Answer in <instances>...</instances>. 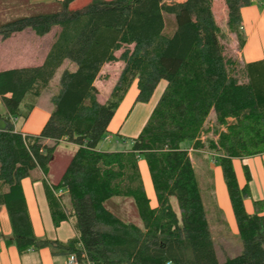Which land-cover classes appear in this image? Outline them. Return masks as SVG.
<instances>
[{"label":"trees","instance_id":"1","mask_svg":"<svg viewBox=\"0 0 264 264\" xmlns=\"http://www.w3.org/2000/svg\"><path fill=\"white\" fill-rule=\"evenodd\" d=\"M60 1L59 11L0 25L2 40L25 29L45 36L58 27L41 65L0 71L6 110L0 115V208L11 230V240L2 232L0 240L20 254L48 247L80 264H264V202L253 201V213L245 211L250 190L239 187L232 163L264 154V59L226 55L227 33L215 20L212 0H92L74 10V0ZM253 1L223 0L226 31L235 35L240 56L246 42L241 9ZM166 17L172 18L170 29ZM65 61L75 69L63 70L40 133H22L12 118H28ZM117 61L123 67L99 102L95 81L105 64ZM161 82L164 88L130 147L98 148L131 85L137 88L133 103H146ZM62 141L76 149L57 174L52 165ZM189 148L211 152L222 172L241 241V252L223 262ZM37 171L44 175L53 225L69 220L76 232L66 242L34 233L21 182ZM61 191L67 205L57 196ZM113 197L132 199L140 223L108 209Z\"/></svg>","mask_w":264,"mask_h":264},{"label":"rangeland","instance_id":"2","mask_svg":"<svg viewBox=\"0 0 264 264\" xmlns=\"http://www.w3.org/2000/svg\"><path fill=\"white\" fill-rule=\"evenodd\" d=\"M90 1L92 0H74L70 3L69 9H78L83 5L89 3ZM262 2V6L264 7V0ZM60 9V0H0V25L20 17L36 14L54 13L56 11H59ZM212 10L216 22L227 33L226 39L223 40L226 55L236 58L238 61H240V59H243L245 62L250 60L251 57H253L251 46L255 45L254 41L257 36L254 35V40H251L248 45L244 47V50L242 49L243 53L241 57L235 35L230 34L226 31V10L223 8L221 0H212ZM166 18L167 28L170 29L172 27V18ZM57 30L58 27L52 28V30L46 37L37 36L35 33H33L32 30H30V32L34 34L35 40L41 42V44L43 45L54 38ZM260 44V47H262V49L264 50V40H262V43ZM119 53L120 52H117V55H119ZM122 67L123 63L121 61L105 64L102 67L99 77L95 81V85L98 89L99 102H104L107 98L111 88L115 84V81ZM64 69L74 70L75 65L70 61H65L57 69L54 77L49 84V88L44 91L41 96L38 104V106L40 105L41 108H51L52 105L49 102V98L51 93L55 91ZM164 85V82L158 84L148 102H137L134 104L133 102L137 94V88L135 84H132L125 94L124 98L121 100L119 107L116 109L109 123V135L99 142L98 148L102 150H117L130 147L131 137L137 136L140 132L144 122L146 121L154 105L156 104L164 88ZM15 119L16 126L18 128H20L27 120H23L20 118ZM47 144L51 145L52 143L48 142ZM68 144L69 143L62 141L61 144H59V146L57 147L56 159L52 165V171L54 170V172L57 174H59L60 170L64 167L66 161L68 160V156H70L69 154H72V152L75 151V149L73 147H70L71 145ZM206 153L208 152H196L189 148V154L197 175L205 213L210 225L212 237L214 239L217 257L218 259L223 260L227 256L234 257L238 255L239 248H241V241L237 235L231 233L227 226L228 223L226 218L222 215L221 211H219L217 207L213 178L209 170V163H212L215 159H213V156L211 154ZM139 163L146 194L148 197H150L151 204H156L154 190L145 161L141 159ZM62 193L60 198L63 203L67 205L68 197L66 194H64V191H62ZM106 206L120 218L126 221L140 223V220L137 218V211L132 199L113 197L106 202ZM174 208L177 209L176 203L174 204Z\"/></svg>","mask_w":264,"mask_h":264},{"label":"crops","instance_id":"3","mask_svg":"<svg viewBox=\"0 0 264 264\" xmlns=\"http://www.w3.org/2000/svg\"><path fill=\"white\" fill-rule=\"evenodd\" d=\"M262 1L263 0H254L250 6L241 9L242 30L246 36L244 47H246L251 40H254L253 37L255 38V36H257L254 41L255 45L251 46L253 57L247 62L264 59V50L260 47V43L264 40V7L262 6ZM221 3L226 10L223 0H221ZM30 30L31 29H25L21 32L13 33L5 40L0 38V71L36 67L42 64L53 38L42 45L41 42L35 40L34 34H32ZM48 34L42 37H46ZM38 104L32 109L26 122L20 128L16 126L15 122L16 129L24 134L38 135L40 133L49 117V111L51 112L52 106L46 109L41 108ZM5 113L6 110L0 98V115H4ZM68 145L76 149L75 145ZM206 154H211V152ZM213 159H215V157H213ZM232 163L239 187L248 184L250 198L245 199L243 204L245 211L251 214L253 213V201L262 200L264 202V154L251 156L243 160L233 159ZM243 165L247 166L250 173V181L248 182L245 178ZM209 170L213 178L217 207L226 218L228 223L227 226L231 233L237 235L238 230L235 218L223 182L222 172L216 160L209 163ZM21 183L33 230L37 237L66 242L76 236L73 225L69 220L60 222L57 227L53 225L45 193L44 175L40 171L36 172L33 179L25 178ZM61 193L62 191L58 192L57 196L61 195ZM64 194H66L65 191ZM209 230L211 232L210 225ZM0 232H2L8 241L11 240L10 224L4 207L0 208ZM5 240L4 238L0 240V264H68L69 255L58 251L53 253L51 248L47 247L40 250L30 249L20 254L13 243L5 242ZM240 252L241 248H239V253ZM224 259L218 260L223 262Z\"/></svg>","mask_w":264,"mask_h":264},{"label":"built area","instance_id":"4","mask_svg":"<svg viewBox=\"0 0 264 264\" xmlns=\"http://www.w3.org/2000/svg\"><path fill=\"white\" fill-rule=\"evenodd\" d=\"M12 120L14 123L16 122L15 118H12ZM68 264H80V263H78L74 255H69Z\"/></svg>","mask_w":264,"mask_h":264}]
</instances>
